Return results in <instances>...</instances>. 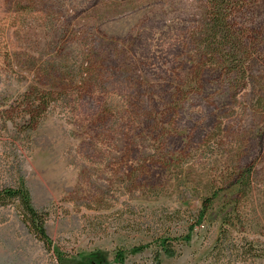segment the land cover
<instances>
[{"label": "rangeland", "instance_id": "1", "mask_svg": "<svg viewBox=\"0 0 264 264\" xmlns=\"http://www.w3.org/2000/svg\"><path fill=\"white\" fill-rule=\"evenodd\" d=\"M207 8L0 0V188L25 178L66 264H243L233 244L264 246V0L237 5V75L206 53ZM17 206L0 207V264H60Z\"/></svg>", "mask_w": 264, "mask_h": 264}, {"label": "trees", "instance_id": "2", "mask_svg": "<svg viewBox=\"0 0 264 264\" xmlns=\"http://www.w3.org/2000/svg\"><path fill=\"white\" fill-rule=\"evenodd\" d=\"M245 0H208L207 8V24L209 25L207 46L205 48L206 53L222 60L219 61L220 66L223 69H228V67H233L234 74L245 73L247 70V52L241 50L240 44L235 36L237 22H236V11L237 5L244 3ZM227 30L229 34L227 36V41L230 42V51H228L225 43L219 42L216 44L217 33H222ZM224 47V49H223ZM17 203L19 213L21 215L22 221L25 223L29 231L35 235L39 240H41L48 249H53L56 258L60 264H66L65 255L54 245V241L47 231L46 223L49 218V214L43 210L38 209L34 206L32 194L30 188L24 177H21L18 184L14 186H5L0 188V207L7 206L10 204ZM227 241V235L224 234V238L219 239L215 246V250L218 249V253L221 254L220 257H226L223 253L227 249L225 244ZM162 250L166 252L169 256H174L176 254L175 249L170 244L169 240H161L160 242ZM232 255L240 257L247 264L252 261L251 264H255V261L261 260L264 264V246H260L253 241L245 242L241 244H233ZM149 247L148 244H143L139 246H134L131 249V253L143 252ZM231 256V254H230ZM228 257V259L230 258ZM127 254L125 250L119 251L114 261L117 263H124ZM158 258V257H157ZM217 259V258H216ZM218 262L224 263L222 258H218ZM231 261V259H230ZM105 258L95 261L94 264H110ZM217 263V262H216ZM231 264V263H230ZM240 264V263H239Z\"/></svg>", "mask_w": 264, "mask_h": 264}]
</instances>
